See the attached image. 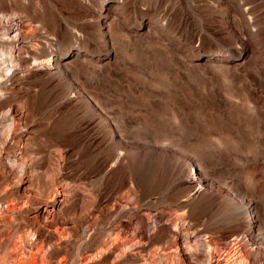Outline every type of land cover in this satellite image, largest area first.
Listing matches in <instances>:
<instances>
[{
	"label": "rangeland",
	"instance_id": "obj_1",
	"mask_svg": "<svg viewBox=\"0 0 264 264\" xmlns=\"http://www.w3.org/2000/svg\"><path fill=\"white\" fill-rule=\"evenodd\" d=\"M4 237L0 264H264V0H0Z\"/></svg>",
	"mask_w": 264,
	"mask_h": 264
},
{
	"label": "bare ground",
	"instance_id": "obj_2",
	"mask_svg": "<svg viewBox=\"0 0 264 264\" xmlns=\"http://www.w3.org/2000/svg\"><path fill=\"white\" fill-rule=\"evenodd\" d=\"M14 39V38H13ZM17 42H18V40H17ZM20 42V41H19ZM18 44V43H17ZM23 44V43H22ZM19 51H20V49H18ZM50 60H52V59H48V60H43V61H41L40 63H36V65H43V66H45L46 64H48L49 62H51ZM39 61V60H38ZM51 68H53L52 66H51ZM50 68H48V70H49ZM192 171V170H191ZM195 172V171H194ZM192 173V176L194 175H196V173H193V172H191ZM193 179H195V177L193 178ZM196 183V182H195ZM194 192V191H193ZM65 197L67 196L66 194L64 195ZM60 203H62V202H60ZM42 219L43 220H45L46 222H53V220H54V215H53V210L52 209H48V208H44V210H43V212H42ZM39 217V216H38ZM5 218V217H4ZM12 219V218H11ZM33 220H35V219H33ZM3 222H5V220L3 221ZM35 222H38L39 223V220L37 221H35ZM29 223V222H28ZM52 225V224H51ZM5 226V225H4ZM60 229V228H59ZM27 235V234H26ZM61 235L64 237V239H61V240H66L67 238H68V236H71V235H69V233L66 231V230H64V231H62V233H61ZM58 239V238H57ZM60 239V238H59ZM27 240V239H26ZM26 240H23V239H21V241H23V243L25 244V246L26 245H28V243L26 242ZM70 240V239H69ZM7 242V239H6V237H4V238H2L1 240H0V245H3V244H5ZM49 243V242H48ZM23 245V244H22ZM236 244H234V246H235ZM31 246H33V243H31ZM19 247V246H18ZM47 247V246H46ZM24 248V247H23ZM43 248V246H40L39 247V249H42ZM15 249H17L16 247L14 248V250ZM233 249V248H232ZM10 250H11V248H10ZM9 250V251H10ZM12 250H13V248H12ZM43 250V249H42ZM27 252V251H26ZM22 254V253H21ZM64 254V253H63ZM23 255H24V253H23ZM35 255V254H34ZM33 255V256H34ZM66 255V254H65ZM17 256V255H16ZM24 257V256H23ZM62 257V256H61ZM75 257V256H74ZM73 257V258H74ZM21 261V260H20ZM75 261V260H74ZM45 262V260H44V258L42 257V259H41V261H40V263H44ZM78 262V261H77ZM39 263V264H40ZM48 263V262H47ZM46 263V264H47ZM76 263V262H75ZM61 264V263H60Z\"/></svg>",
	"mask_w": 264,
	"mask_h": 264
}]
</instances>
